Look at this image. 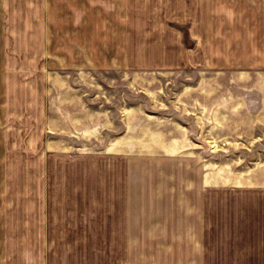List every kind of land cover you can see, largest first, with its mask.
Listing matches in <instances>:
<instances>
[{
    "label": "rangeland",
    "instance_id": "rangeland-1",
    "mask_svg": "<svg viewBox=\"0 0 264 264\" xmlns=\"http://www.w3.org/2000/svg\"><path fill=\"white\" fill-rule=\"evenodd\" d=\"M13 1L24 6L21 18L25 20L24 35L30 43L25 29L33 24V0ZM100 1L109 6L117 3V0ZM142 2L129 4L133 8L130 32L136 38L142 37L146 27L143 17L139 16L146 11ZM227 2L229 0H217V5L222 7ZM95 6L98 5L93 0H88L89 114L102 110L99 104L104 93L110 96L117 91L120 99L128 98L129 84L130 94L135 90L133 99L137 104L151 95L166 96L168 89L167 95L174 96L184 84L191 82L185 80L192 74L190 69L157 68L190 62V52L182 57L158 56L165 54L159 51L160 46L190 50L188 26L164 20L168 30L174 29L169 31L175 34L177 30L180 41L154 28L150 48L157 57H143L144 52L138 47L147 40L136 39L133 42L137 47L135 58L128 63L124 57L126 42L111 34L113 30L118 31L119 16H114V24L105 25L103 23L112 18L114 12ZM119 12L121 14V8ZM242 22L238 23V29ZM160 33L164 35L163 42L157 40ZM21 37L24 39L23 35ZM27 43L21 42L19 72L8 75L9 104L4 108L0 106V126H8V136L0 137V168L5 167L8 153L7 186H0L2 210L3 199H6V245H20L19 248L88 245L89 264H112L116 258L120 262L113 264H126L128 245H135L132 253L137 256V264H145L141 253L147 248L151 249L152 264H243V260L248 264L247 258L254 259L253 264H264L261 256L243 259V253L248 252L247 245H264V151H260L264 150V127L255 125L256 128L237 131L235 124L233 133L217 131L221 136L214 142L210 139L212 144H206L214 146L215 153L138 152L148 148L146 135L138 137L141 133L136 129V137L127 138L128 131H124L122 122L109 123L113 127L105 130L106 123L89 120L86 142L83 137L80 142L78 138L49 134L48 107H45V116L32 114L33 83L36 88L39 86L40 103L47 104L49 97L43 95L42 86L36 81L37 66L30 57L31 50L26 48ZM176 48L166 54H174ZM130 64L136 66L128 70L132 73L108 69ZM253 72L249 70L248 78H251L246 79L247 82L239 81L235 74L224 75L231 80L221 78L216 83L217 96L234 101L244 97L249 104L253 103L259 97V93L252 90L257 81ZM114 79L120 83L108 86ZM3 94L4 90L0 89L1 97ZM135 125L138 128L145 123L137 121ZM55 127L63 128V124L57 123ZM65 129L67 136L74 134L72 127ZM117 142H120L119 148L115 149L121 152L109 151L110 145ZM48 143L57 147L44 154ZM125 145H136L137 152H122L127 150ZM80 147L81 151L76 153ZM181 179L183 198L177 200ZM134 187L136 193L130 195ZM1 218L2 215L0 222Z\"/></svg>",
    "mask_w": 264,
    "mask_h": 264
},
{
    "label": "crops",
    "instance_id": "crops-1",
    "mask_svg": "<svg viewBox=\"0 0 264 264\" xmlns=\"http://www.w3.org/2000/svg\"><path fill=\"white\" fill-rule=\"evenodd\" d=\"M136 1L117 0L115 6H109L108 3L93 0L94 4L105 9H112L114 12L113 17L103 24L112 25L116 15L119 16L116 21L118 31L113 30L111 34L113 38L117 36L119 40L126 42L124 46L127 53L124 57L128 63L134 61V52L137 47L133 42L136 39L147 40L144 45L138 47L140 52H144L143 57H157V54H152V48H150L154 28L156 31H163L164 34L174 35L175 40L180 41L177 30L175 34L169 31L174 29L168 30L164 20H175L178 25L188 26L192 42L190 50L171 46H165L166 48L160 46L159 48L160 52L165 51V54L161 53L159 57L170 58L173 55L182 57L188 55L189 52L191 54L190 62L185 65L157 66V68L173 67L191 70V76L185 77L186 81L191 82L184 84L174 96L167 95L170 91L168 89L166 96L161 95L155 98L151 95L142 103L136 104L133 99L135 90L132 89L130 94L129 84L128 98L120 99L117 91L110 96L104 93L101 95L102 103H98L102 110L89 114L88 0H33L31 4L33 24L31 28L25 29L26 35L30 37V43H27L29 39L24 35L25 20L21 18L25 12L23 4L13 0H0V79L2 80L0 89L1 92L4 90L2 97L0 95V106L4 108L9 104L8 75L17 74L20 70L18 61L22 56L20 51L23 41L27 43L26 48L31 50V59L36 62L38 73L36 81L41 84L43 95L49 97L47 104L40 103L39 86L36 88L33 83V91H38V93L33 92L32 114L39 116L42 113L45 116V107H48L47 132L49 134L54 132L55 136L78 138L80 142L83 137L86 142L89 120H101L106 123L105 130L113 127V124L109 125V123L122 122L124 131H128L129 134L127 138H135L136 129L141 133L138 137L146 135L144 136L147 139L145 144L148 148L138 152L215 153L214 146L206 144L210 142V139L214 142L217 136H221L217 135V131L227 130L233 133L235 124H237L235 126L237 131H241L242 128H254L255 125L260 126L257 128L264 127V0H243V2L229 0L222 7L217 5V0H141L146 10L144 14L139 15L143 17L146 25L141 38L131 36L132 32H130L133 8L129 4H135ZM151 3H154L152 7ZM119 8H121V14ZM98 9L101 8L98 7ZM242 20L238 29V23ZM163 37L164 35L160 33L157 40L163 42ZM173 48H176L174 54H166V51H171ZM135 67L130 64L108 69H119L124 70L125 73H132L128 70H133ZM249 70H254L255 72L251 74L257 76L252 90L257 91L259 97H256L253 103L249 104L250 101L244 97L234 101L231 98L217 96L216 83L221 78L231 80V77L226 78L224 75L235 74L236 79L245 81L251 78V76L248 78ZM32 72L36 73V71ZM119 83L117 79H114L108 82V86ZM130 95H132L131 98ZM5 121L8 122L7 119ZM33 121H35L34 118ZM137 121H142L145 125L136 128ZM57 123L63 124V128H56ZM249 123L255 124L251 126ZM1 126L0 137L6 138L8 126L5 128ZM67 126L73 128L71 130L74 134L67 136L68 130L65 129ZM119 144L120 142L111 144L109 151L121 152L120 149H115L119 148ZM56 147V144L48 143L44 147V154ZM84 147L87 150L86 144ZM123 147L127 150L122 152H137L136 145ZM80 151L81 147L76 149V153ZM5 156V167L0 168L1 187L7 186L8 180V153ZM181 180L177 200L183 198L184 183L183 179ZM136 190L135 187L130 189L129 194H135ZM2 203L4 208L0 209V215L3 216L0 222L2 240L0 242V264H89L88 245H27V248H19L20 245H6L5 198ZM134 246L128 245L127 247L126 264H137V256L134 251L132 253ZM247 248L248 252L243 253V259L247 258L246 256L264 258V245H247ZM141 256L145 264H152L150 248L144 249ZM253 260L247 258L246 261L248 264H253ZM113 262L119 263L120 260L116 258L115 261L112 260V264Z\"/></svg>",
    "mask_w": 264,
    "mask_h": 264
}]
</instances>
